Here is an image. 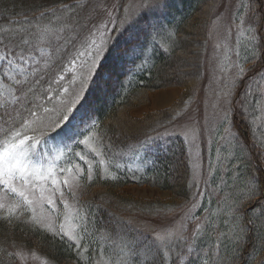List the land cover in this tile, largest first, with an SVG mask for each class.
Returning <instances> with one entry per match:
<instances>
[{
  "label": "rangeland",
  "instance_id": "rangeland-1",
  "mask_svg": "<svg viewBox=\"0 0 264 264\" xmlns=\"http://www.w3.org/2000/svg\"><path fill=\"white\" fill-rule=\"evenodd\" d=\"M77 1L81 4L74 6L73 11L57 12V16L48 20L32 18L27 25L9 26L10 32L5 34L9 37L5 38L7 46L0 43L1 109L12 114L15 112L12 108L33 104L26 110L24 107L21 115L18 109L20 120L13 119V124L5 123L0 116V147L6 142L24 140L23 163L32 173L27 184L18 177L12 181L16 192L0 184V216L22 219L65 236L82 254L90 249L88 238L96 239L95 264H149L160 257L167 263L187 264L195 236L205 230L212 213L223 212L230 204L219 188L216 189L220 197L218 209L209 208L204 202L208 192L205 185L216 173L220 148L240 147L244 154L249 153L247 145L231 137L233 130H228L226 119L230 118L233 126L231 116L237 111L231 105V94L237 82L245 73H254L257 69L259 72L264 65V47L260 58L254 61L244 63L238 57L240 42L246 46L256 44L254 34L258 31L262 36V27L252 29L238 15L244 0H216L212 8L203 6L208 18L203 24L204 31L199 23L200 33L193 39L199 43L198 51L186 57L180 55L181 60L174 62L173 78L168 83L171 85L148 91L126 114L118 117L121 127L131 132L127 134L129 137L152 125L158 126V131H154L157 134L140 143L138 138H129L120 147L105 152L92 130L95 117L89 108L97 100L94 91L103 92L97 96L103 104L109 103L117 87H121L113 80L115 85L114 89L110 87L113 90L110 92L103 78L95 81L97 75L106 74L110 68L105 56L119 57L118 61L127 66L124 78L128 83L146 66L154 50L165 45V34H172L170 25L180 13L176 7L181 8L183 2ZM17 35H25L26 41L19 42ZM24 44H29V49H21ZM249 81L252 94L248 93L249 98L247 94L245 105L238 112L258 133L256 138L262 139L264 75L260 78L252 74ZM256 86L262 93H258ZM65 115L69 119L64 120ZM125 120L133 125L125 124ZM221 127H225L224 134L210 169L206 157L211 158L213 141ZM177 135H181L186 146L190 165L188 181L198 190L195 198L182 207L165 206L172 203L174 194L154 184L128 183L119 193V190L91 188L83 183V179L92 178L96 173L117 177L123 171L145 170L155 163L154 154L160 146L164 144L166 148L173 144ZM20 191L25 195L21 196ZM92 196L100 202L113 203L110 207L115 210L105 218V225L92 224L85 202ZM153 202H159L162 208L152 209ZM239 213L234 208L229 211L233 223L239 221ZM252 213L264 215V207L253 209ZM236 227L233 225L231 232L241 231ZM223 235L216 234L218 238ZM17 237L2 238L7 264H57L43 249L26 242L24 237ZM246 247L249 250L251 241ZM203 252L208 254L207 250ZM251 253L242 252L241 259ZM210 256L211 264H228L221 261L219 250ZM236 260L233 264H240Z\"/></svg>",
  "mask_w": 264,
  "mask_h": 264
},
{
  "label": "trees",
  "instance_id": "trees-1",
  "mask_svg": "<svg viewBox=\"0 0 264 264\" xmlns=\"http://www.w3.org/2000/svg\"><path fill=\"white\" fill-rule=\"evenodd\" d=\"M215 1L216 0H182L183 5L181 8L178 6L176 7V10L180 12L178 18L170 25L172 34H165V45L157 47L154 50V54L148 59L146 66L139 70L128 83L125 82L124 78V71H126L125 69L127 66L122 64V61H118L120 59L119 57H112V55L105 56V60L107 59L106 65L110 68L107 69L106 74L101 73L97 75V80L95 81L98 82V79L103 78L107 81L104 86L107 89L108 87L109 89L110 87L114 89L115 84H112V82L115 80L116 84L121 85V87H117V93L112 95L109 103L103 104H101L102 100L97 97L98 95H103V92L100 90H98V92L94 91L97 100L95 104L93 103L94 105H92V107L89 105L95 117V124L92 126V130L97 141L102 146L103 151H113L111 149L118 148V146L120 147V145L124 144L129 138H138L137 142L140 143L147 137L157 134L155 132L158 131V126L152 125L149 126L146 131L142 129L141 132L136 133V136L129 137L127 134H131V132H127V130L121 127L118 117L121 113L126 114L128 109L137 104L141 100L140 98L148 91L171 85L168 83L173 78L174 62L176 60H181V57H179L180 55L186 57L198 51L199 43L197 45L193 39H196L198 33H200L197 30L199 23L202 24L203 28V24L206 23L208 18V13H206L207 11L204 12L203 6L207 5V7L212 8ZM80 4L81 2L77 0H0V43L7 46V40L5 38L9 37L5 36V34L10 32L8 27L11 25H27L30 24L29 22L32 18L36 17H45L44 19L51 18V16L55 17L57 16V12L65 10L73 11L74 6ZM45 8H51V10L47 11ZM238 13V15H242L245 21H247L248 27L257 30V27L261 26L264 32V0H244ZM237 19H239V17ZM203 31L201 32L202 34H200L202 42L204 41V36H202ZM254 35L256 44L250 43L246 46L243 41L239 44L238 57L244 63L248 62V60L251 62L260 58L259 54L264 47V33H262L261 36L259 32L256 31ZM17 38L19 42L20 40L22 43L24 40L26 41L25 35H17ZM12 46L13 44L11 47ZM28 46L29 44H24V47L21 46L20 48L27 50L29 49ZM254 56L256 58L253 59ZM263 67L264 65L259 68V72L257 69L254 73H245L237 82L231 94V105L237 113L233 118L231 116V119L234 120L233 123L235 122L233 126L232 122H230V118L226 119L227 121L229 120V123L226 122L228 125L227 128L228 130L231 128L233 130L231 137L239 138L249 147V153L247 154L245 151L246 154H244L240 147L227 149L222 146L220 148L221 156L218 158L216 173L211 177V180L208 181L209 184L206 183L205 185L208 192L204 202L205 206L209 208L217 207L218 209L220 197L217 195L218 192L216 189L219 188L222 190L220 192H223L225 195L224 198L227 199L230 204L227 205V208L223 212L216 215L212 213L211 219L208 221L205 230L195 236V243H193L191 252L192 255L187 264H211L212 260L210 255L214 254L215 250L220 251L221 261H226L228 264H233L236 259L239 261L238 263L242 264L245 257H247L245 258L246 262L243 264H264V215H254L252 213L253 209L264 207V137H262V139H257L256 136L258 133H256L254 128L250 126L241 114L239 115V110L245 105L247 94H252L253 91L249 90V85L252 83L249 79L252 74H258L261 78L264 75ZM188 77L190 78L191 76L189 75ZM190 80L192 79L190 78ZM186 87L187 84L185 83V88ZM256 90L258 93H262V89L259 87ZM111 91L113 90L110 89V92ZM35 92L36 90L33 91V93ZM249 95L250 94H248V98ZM43 96L46 98L45 91L43 92ZM31 103L32 102L17 106L19 107L20 115L24 107L26 110L33 105ZM86 106L88 105L86 104ZM18 109L12 108L15 112L10 114L0 107V116H2V120H6L5 123L8 124H13V119L19 121L20 115ZM255 115L258 118L259 112L255 113ZM253 117L255 116L253 115ZM65 123L61 125V128ZM135 125L136 124H134V126ZM137 125L139 126L140 124ZM260 128V132L264 133V124H261ZM224 130L225 127H221L217 131V136L214 138L212 145L213 151L212 154H210L211 160H208L206 157L207 167L210 169L212 168L210 163L211 161L214 162L216 158V152L221 141L220 137L223 136ZM183 142L181 135H177L174 143L169 145L170 147L168 146L165 148V146H163L164 144L161 145L157 154H154L156 158L155 163L145 170H132L130 173H124L123 171L117 177H103L96 173L92 178L83 179V183L89 184L91 188L110 189L114 192L119 190V193L122 187L128 183L154 184L173 192L174 199L172 203L164 204L165 206L180 208L186 201L194 199L198 191L196 190L197 187L188 181L190 165L186 157V146ZM152 146H154V144H152ZM155 147H157V144ZM221 183L224 184L223 189L220 188ZM211 186L214 187L212 188ZM85 202H87L86 204L89 209V216L92 219V224L97 222L105 225V218L108 216L110 217L113 210H115L110 207L113 205L112 202L107 200L100 202V200L96 199L94 196L91 197V200H86ZM85 202L83 204H85ZM158 203L159 202H153L150 207H152V209L162 208V205ZM232 208L240 211L238 215L239 221L236 223H233L229 218V211H231ZM233 225H237L236 228H240L241 231L236 229V231L231 232L234 230ZM231 233L233 235L230 236L229 234ZM216 234L224 235L218 238ZM250 234L252 235L251 238ZM18 235L24 237L26 242L35 244L43 249L47 256L57 264H95V254L93 255V251L97 248L96 239L92 237L88 238V242L90 243L91 241V244H89L90 249L86 254H82L80 248L76 247V245L65 236L53 233L35 223L1 216L0 264H7V262L4 261V259L7 258V254L1 244L5 242L3 239L10 237L18 239ZM250 241L251 247L247 250L246 246ZM205 250H207L208 254L203 252ZM250 251L252 252L251 256L245 255V257L241 259L242 252L249 253ZM217 256L219 257V254ZM260 258L263 260L257 262ZM172 262L173 261L167 263L164 257H160V259L157 258L155 261H150L149 264H173Z\"/></svg>",
  "mask_w": 264,
  "mask_h": 264
},
{
  "label": "snow or ice",
  "instance_id": "snow-or-ice-1",
  "mask_svg": "<svg viewBox=\"0 0 264 264\" xmlns=\"http://www.w3.org/2000/svg\"><path fill=\"white\" fill-rule=\"evenodd\" d=\"M63 119L67 120L69 117L65 115ZM19 135V133H16V136ZM24 143V140H19L15 143L6 142L3 147H0V184L8 186L13 192L17 191L12 184L14 179L18 177L27 184L29 182L28 177L32 175L23 163L24 149L22 146ZM19 194L21 196L25 195L23 191H20ZM25 199H27L26 196Z\"/></svg>",
  "mask_w": 264,
  "mask_h": 264
},
{
  "label": "bare ground",
  "instance_id": "bare-ground-1",
  "mask_svg": "<svg viewBox=\"0 0 264 264\" xmlns=\"http://www.w3.org/2000/svg\"><path fill=\"white\" fill-rule=\"evenodd\" d=\"M125 124H129V125H133V124H130V123H132L131 121H128V120H125V121H123ZM133 127V126H132Z\"/></svg>",
  "mask_w": 264,
  "mask_h": 264
}]
</instances>
